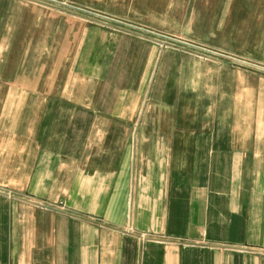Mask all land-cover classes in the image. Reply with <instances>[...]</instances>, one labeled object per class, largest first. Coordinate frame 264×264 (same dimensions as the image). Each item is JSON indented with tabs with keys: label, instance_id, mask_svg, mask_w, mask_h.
Masks as SVG:
<instances>
[{
	"label": "crops",
	"instance_id": "1",
	"mask_svg": "<svg viewBox=\"0 0 264 264\" xmlns=\"http://www.w3.org/2000/svg\"><path fill=\"white\" fill-rule=\"evenodd\" d=\"M58 1L0 0V264H264V0Z\"/></svg>",
	"mask_w": 264,
	"mask_h": 264
},
{
	"label": "rangeland",
	"instance_id": "2",
	"mask_svg": "<svg viewBox=\"0 0 264 264\" xmlns=\"http://www.w3.org/2000/svg\"><path fill=\"white\" fill-rule=\"evenodd\" d=\"M58 1V0H57ZM58 2H60V3H64L65 4V2L64 1H58Z\"/></svg>",
	"mask_w": 264,
	"mask_h": 264
},
{
	"label": "water",
	"instance_id": "3",
	"mask_svg": "<svg viewBox=\"0 0 264 264\" xmlns=\"http://www.w3.org/2000/svg\"><path fill=\"white\" fill-rule=\"evenodd\" d=\"M48 1H50V0H48ZM55 2V1H54Z\"/></svg>",
	"mask_w": 264,
	"mask_h": 264
}]
</instances>
